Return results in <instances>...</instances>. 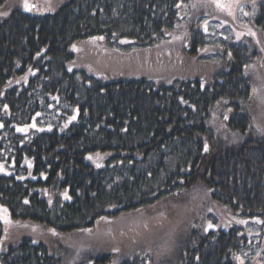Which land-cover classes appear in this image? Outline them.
<instances>
[{
  "label": "trees",
  "instance_id": "16d2710c",
  "mask_svg": "<svg viewBox=\"0 0 264 264\" xmlns=\"http://www.w3.org/2000/svg\"><path fill=\"white\" fill-rule=\"evenodd\" d=\"M186 1L65 0L46 13L15 5L0 18V142L14 162L0 173V203L25 224L6 241L0 221V264H64L82 238L111 237L112 222L123 220L154 225L172 199L201 185L235 215L260 218L264 234V128L254 121L246 69L258 48L227 39L216 49L197 22L177 36L192 8ZM7 2L0 0V8ZM255 5L264 31V0ZM91 39L142 49L168 41L196 63L212 51L220 60L208 73L172 80L117 77L77 62L75 47ZM58 106L59 123L38 124ZM216 120L241 139L219 134ZM92 153L104 154L103 164H91ZM66 189L70 200L60 195ZM37 231L47 238L31 235ZM249 242L238 228L198 225L164 258L114 248L83 254L76 264H251L237 259Z\"/></svg>",
  "mask_w": 264,
  "mask_h": 264
},
{
  "label": "rangeland",
  "instance_id": "374dc122",
  "mask_svg": "<svg viewBox=\"0 0 264 264\" xmlns=\"http://www.w3.org/2000/svg\"><path fill=\"white\" fill-rule=\"evenodd\" d=\"M65 0H27V3L36 6L35 10L40 13L51 12L59 8ZM256 0H219L224 5L218 7L214 0H187L185 6H191V11L179 24L180 32L185 26L193 23H200L202 29L209 35L210 45L216 49H222L223 42L227 39L235 42H243L248 46H257L258 55L254 62L246 66L247 72L251 76L254 86V101L252 112L255 124L264 128V31L255 23L257 6ZM25 0H8L6 5L0 8V13H9L15 5L24 8ZM34 8V7H33ZM32 8V10H33ZM47 9V10H46ZM186 13V10L184 11ZM6 15H0V18ZM188 21V23H187ZM187 23V24H186ZM254 33V35L252 34ZM168 42V41H167ZM166 41L161 46L151 49H142L136 45H131L126 40L114 42H98L89 40L80 46H76L77 62L87 66L99 74L115 75L117 77H139L147 75L150 78L173 79L180 76H193L198 73H208L220 60L218 53H214L209 58L196 63L180 52L178 43ZM263 46V47H261ZM62 106L51 108L47 113L42 114L39 125H53L59 123L62 117ZM74 116V115H73ZM36 124V123H34ZM254 124V122H253ZM214 129L230 141L241 139V133L230 128L225 121L216 120ZM2 123H0V127ZM22 127H19L21 131ZM23 131V130H22ZM24 132V131H23ZM1 136V135H0ZM1 141V139H0ZM0 173L4 167L10 169L13 160H9V150L4 141L0 142ZM91 157V159H89ZM105 158L104 154L92 153L87 155V160L94 166H100V160ZM4 169V170H3ZM7 172V171H6ZM64 200H70L69 191L62 190L60 193ZM50 204L53 202L51 196L48 197ZM169 211L165 218L156 221L148 219H138L134 222L126 223L125 220L120 225L112 222L110 236L82 238L83 247L75 245L70 252L64 254V264H76L84 254H100L115 249H121L124 254L130 251H138L140 248L148 250L155 260L172 255L181 236L190 231L193 226H200L206 231H228L238 228V233L247 234L252 246L239 253L237 259L240 262L251 264H264V234L262 221L260 218L246 219L235 215L229 207L213 200L206 188L201 185L192 189L185 196L172 199L167 204ZM170 206V207H169ZM7 209V211H3ZM112 220H116L112 219ZM121 220V221H122ZM0 221L8 232L6 241H14L17 234L25 226L20 220L14 219L6 205L0 203ZM155 221V220H154ZM244 221V223H241ZM209 224L212 227H209ZM156 225V226H155ZM129 226V227H128ZM50 232H52L50 230ZM44 232H34L33 236H41L45 240L47 235ZM252 239V242H251ZM76 244V243H75ZM130 250V251H129Z\"/></svg>",
  "mask_w": 264,
  "mask_h": 264
},
{
  "label": "snow or ice",
  "instance_id": "6c2138e0",
  "mask_svg": "<svg viewBox=\"0 0 264 264\" xmlns=\"http://www.w3.org/2000/svg\"><path fill=\"white\" fill-rule=\"evenodd\" d=\"M214 2L217 3V6H218V7H223V6H224V5H222V4L219 3V0H214ZM33 7H35V6H34V5L30 6V5L27 3V0H25L24 8H25L26 10L31 11ZM46 10H47V9H46ZM0 15H7V13H0ZM252 34L254 35V33H252ZM94 39H95V38H94ZM100 39H103V38L101 37ZM73 119H75V117H73ZM22 130H23V129H21V131H22ZM207 150H208V145L205 144V151H207ZM89 159H91V157H89ZM98 166H99V165H98ZM26 202H27V201H26ZM3 211L6 212L7 209H4ZM241 223H244V221H241ZM209 227H212V225L209 224ZM52 231H53V233L55 234V230L53 229ZM85 231H90V230H85Z\"/></svg>",
  "mask_w": 264,
  "mask_h": 264
}]
</instances>
